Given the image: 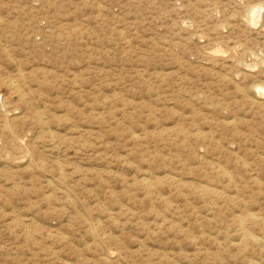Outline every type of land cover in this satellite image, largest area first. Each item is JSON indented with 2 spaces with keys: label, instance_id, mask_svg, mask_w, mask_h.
<instances>
[{
  "label": "rangeland",
  "instance_id": "rangeland-1",
  "mask_svg": "<svg viewBox=\"0 0 264 264\" xmlns=\"http://www.w3.org/2000/svg\"><path fill=\"white\" fill-rule=\"evenodd\" d=\"M0 85V264H264V0H0Z\"/></svg>",
  "mask_w": 264,
  "mask_h": 264
},
{
  "label": "bare ground",
  "instance_id": "bare-ground-1",
  "mask_svg": "<svg viewBox=\"0 0 264 264\" xmlns=\"http://www.w3.org/2000/svg\"><path fill=\"white\" fill-rule=\"evenodd\" d=\"M261 7H262V6H261ZM259 8H260V7H259ZM258 10H259V9H258ZM260 10H261V9H260ZM254 11H255V9H254ZM249 12H250V11H249ZM252 13H253V12H252ZM250 14H251V13H250ZM256 14H257V13H256ZM252 15H253V14H252ZM258 15H259V14H258ZM258 15H257V16H258ZM253 16H254V15H253ZM245 17H247V15H246ZM247 18H249V17H247ZM242 19H243V18H242ZM244 19H245V18H244ZM246 20H247V19H246ZM248 20H249V19H248ZM256 20H257V19H256ZM243 21H245V20H243ZM247 23H248V22H247ZM251 23H252V22H251ZM248 24H249V23H248ZM248 24H247V25H248ZM252 24H253V23H252ZM249 25H251V24H249ZM252 26H254V25H252ZM252 26H250V27H252ZM243 27H244V25H243ZM247 27H248V26H247ZM244 28H245V27H244ZM248 28H249V27H248ZM244 31H245V30H244ZM248 41H249V40H248ZM250 41H251V40H250ZM244 49H245V48H244ZM213 51H214V50H213ZM217 51H218V50H217ZM210 52L212 53V51H210ZM214 52H215V51H214ZM215 53H216V52H215ZM236 53H238V52H236ZM209 54H210V53H209ZM212 54H214V53H212ZM218 54H219V53H218ZM222 54H223V53H222ZM251 54H252V53H251ZM251 54H250V55H251ZM216 55H217V54H216ZM216 55L214 54V56H216ZM220 55H221V54H220ZM234 55H236V54L234 53ZM247 55H248V54H247ZM250 55H249V56H250ZM209 56H210V55H209ZM252 56H253V55H252ZM255 56H256V54H255ZM257 56H258V55H257ZM212 57H213V56H212ZM234 57H235V56H234ZM245 57H246V56H245ZM247 57H248V56H247ZM247 57H246V58H247ZM224 58H225V57H224ZM224 58H222V60H223ZM251 58H252V57H251ZM209 59H210V58H209ZM212 59L214 60L215 57L212 58ZM216 59H217V58H216ZM255 59H256V58H255ZM238 61H239V60H237L236 63H237ZM252 61L256 62V60H252ZM254 62H252V63H254ZM221 63H223V62H221ZM237 64H238V63H237ZM240 64H241V63H240ZM240 64H239V65H240ZM243 64H244V63H243ZM245 64H246V63H245ZM245 64H244V65H245ZM254 64H255V63H254ZM20 65H21V64H20ZM20 65H19V66H20ZM247 65H249V64H247ZM247 65H245V68L247 67ZM250 66H251V64H250ZM252 66H253V64H252ZM235 67H236V66H235ZM240 68H241V67H240ZM243 68H244V67H243ZM19 71H20V70H19ZM21 72H22V71H21ZM23 73H24V72H23ZM23 73H22V74H23ZM24 74H25V73H24ZM20 76H21V75H20ZM21 77H22V76H21ZM20 79H21V78H20ZM11 80H12V79H11ZM22 80H23V79H22ZM5 81H6V80H5ZM8 81H9V79H8ZM16 81H17V80H16ZM12 83H13V82H12ZM12 85H13V84H12ZM15 85H16V84H15ZM0 86H1V85H0ZM10 86H11V85H10ZM14 87H15V86H14ZM261 89H262V88H260L259 90L261 91ZM17 90H18V89H17ZM18 91H19V90H18ZM19 92H20V91H19ZM21 93H22V92H21ZM257 93H259V92L257 91ZM23 94H24V93H23ZM28 94H29V93H28ZM256 96H257V95H256ZM206 98H207V97H206ZM206 98H205V99H206ZM257 98H258V97H257ZM262 98H264V96H262ZM0 99H1V98H0ZM23 100H25V98H24ZM23 100H22V101H23ZM253 100H254V99H253ZM3 102H4V101H3ZM255 102H256V100H254L253 103H255ZM205 103H206V102H205ZM256 103H257V102H256ZM3 104H4V103H3ZM1 105H2V103H1ZM4 105H5V104H4ZM30 105H31V104H30ZM263 105H264V103H263ZM2 106H3V105H2ZM22 106H23V105H22ZM10 107H11V106H10ZM24 107H25V106H24ZM27 107H28V106H27ZM4 110H5V109H4ZM21 110H22V109H21ZM38 110H39V109H38ZM9 111H10V110H9ZM16 112H17V111H16ZM13 113L16 114L14 111H13ZM30 113H31V112H30ZM33 113H34V112H33ZM37 113H38V112H37ZM38 114H39V113H38ZM10 115H11V114H10ZM36 115H37V114H36ZM11 116H12V115H11ZM31 116H33V115H31ZM16 117H17V116H16ZM40 117H41V116H40ZM41 119H42V118H41ZM44 119H45V118H44ZM14 121H15V120H14ZM39 121H40V120H39ZM42 121H43V119H42ZM12 122H13V121H12ZM40 122H41V121H40ZM18 123H19V122H18ZM20 123H21V122H20ZM41 123H42V122H41ZM47 123H48V122H47ZM1 124H2V123H1ZM3 125H4V124H3ZM27 125H29V124H27ZM39 125H40V123H39ZM41 125H42V124H41ZM41 125H40V126H41ZM8 126H9V125H8ZM19 126H20V124H19ZM21 126H22V124H21ZM36 126H37V125H36ZM36 126H34V127H36ZM4 127H5V126H4ZM23 127H24V126H23ZM34 127L32 128V130L34 129ZM25 129H26V128H25ZM39 129H40V128H39ZM23 130H24V129H23ZM30 130H31V129H30ZM32 130H31V131H32ZM37 130H38V128H37ZM41 130H42V128H41ZM44 130H45V128H44ZM11 131H12V130H11ZM19 131H21V130H19ZM50 131H51V130H50ZM12 132H13V131H12ZM12 132H11V133H12ZM6 133H8V132H6ZM32 133H33V131H32ZM34 133H35V132H34ZM34 133H33V134H34ZM41 133H43V131H42ZM9 135H11V134H9ZM22 135H23V133H22ZM24 136H25V135H24ZM28 136H29V135H28ZM14 137H15V135H14ZM14 137H13V138H14ZM16 137H17V136H16ZM16 137H15V138H16ZM52 137H53V136H52ZM30 138H31V137H30ZM37 138H38V137H37ZM16 139H17V138H16ZM10 140H11V139H10ZM18 140H19V138H18ZM27 140H28V139H27ZM2 141H3V140H2ZM20 141H21V140H20ZM35 141H37V140H35ZM15 142H16V141H15ZM15 142H14V143H15ZM8 143H9V142H8ZM11 143H12V141H11ZM20 143H21V145L23 144V142H20ZM25 143H26V142H25ZM16 145H18V144H16ZM5 146H6V145H5ZM22 146H24V144H23ZM2 148H4V147H2ZM34 148H35V147H34ZM10 149H12V148H10ZM26 149H28V148H26ZM28 151H29V150H28ZM34 151H35V150H34ZM13 153H15V152L13 151ZM5 154H6V153H5ZM23 155H24V154H23ZM3 156H4V155H3ZM28 156H29V155H28ZM30 156H31V155H30ZM8 157H9V155H8ZM10 157H11V156H10ZM24 157H25V156H24ZM41 157H42V156H41ZM3 158H4V157H3ZM22 158H23V157H22ZM28 158H30V157H28ZM19 159H20V158H19ZM32 159H33V158H31V160H32ZM8 160H9V159H8ZM15 160H17V159H15ZM28 160H29V159H28ZM33 162H34V160H33ZM26 163H28V162H26ZM35 163H36V162H35ZM35 163H34V164H35ZM11 164H12V163H11ZM13 164H16V163H13ZM28 164H30V163H28ZM2 165H3V164H2ZM2 165H1V166H2ZM7 165H8V164H7ZM18 165H19V164H18ZM32 165H33V164H32ZM45 165H46V163H45ZM60 165H61V164H60ZM55 166H56V165H55ZM2 167H3V166H2ZM22 167H23V166H21V168H22ZM36 167H37V166H36ZM7 168H8V166H7ZM9 168H10V167H9ZM11 168H12V167H11ZM13 168H14V167H13ZM26 169H27V168H26ZM38 169H39V167L36 168L37 171H38ZM46 169H48V168H46ZM46 169H44V170H46ZM11 170H12V169H11ZM27 170H28V169H27ZM27 170H26V171H27ZM29 170L32 172L33 169H32V170L29 169ZM41 170H42V169H41ZM44 170H43V171H44ZM20 171H22V170H19V172H20ZM24 171H25V170H24ZM33 171H34V170H33ZM39 171H40V170H39ZM52 171H53V170H51V172H52ZM62 171H63V170H62ZM6 172H7V171H6ZM28 172H29V171H28ZM40 172H41V171H40ZM40 172H39V173H40ZM44 172H45V171H44ZM44 172H43V173H44ZM47 172H48V171H47ZM12 173H13V171H12ZM25 173H26V172H25ZM21 174H22V173H21ZM34 174H35V173H34ZM30 175H31V174H30ZM47 175H48V174H47ZM56 175H57V174H56ZM34 176H35V175H34ZM51 176H52V175H51ZM60 176H61V175H60ZM12 177H13V176H12ZM19 177H20V176H19ZM25 177H26V176H25ZM25 177H24V178H25ZM32 177H33V175H32ZM35 177H36V176H35ZM43 177H44V176H43ZM61 177H62V176H61ZM63 177H64V175H63ZM38 178H39V177H38ZM48 178H49V177H48ZM53 178H54V177H52V179H53ZM52 179H51V180H52ZM33 180H34V179H33ZM53 180H54V179H53ZM56 180H57V179H56ZM61 180H62V179H61ZM26 181H27V180H26ZM46 181H47V180H46ZM49 181H50V180H49ZM54 181H55V180H54ZM59 181H60V179H59ZM35 182H36V181H35ZM42 182H43V181H42ZM47 182H48V181H47ZM12 183H13V182H12ZM15 183H16V182H15ZM22 183H23V182H22ZM27 183H28V182H27ZM52 183H53V182H52ZM52 183H50V185H51ZM16 184H19V183L17 182ZM25 184H26V183H25ZM44 184H45V182H44ZM50 185H49V186H50ZM46 186H47V185H46ZM51 186H52V185H51ZM55 186H56V185H55ZM67 186H69V185H67ZM7 187H8V186H7ZM19 187H20V186H19ZM55 188H56V187H55ZM57 188H58V187H57ZM69 188H70V187H69ZM69 188H68V189H69ZM59 190H60V189H59ZM70 191H71V189H70ZM62 192H63V191H62ZM63 193H64V192H63ZM63 193H62V194H63ZM69 193H70V192H69ZM68 197H69V196H68ZM74 197H75V196H74ZM71 198L73 199V197H71ZM69 200H70V199H69ZM69 200H68V201H69ZM71 201H72V200H71ZM77 201H78V199H77ZM77 201H75V203H76ZM71 203H72V202H71ZM243 209H244V208H243ZM246 218H247V217H246ZM246 218H245V219H246ZM248 218H249V216H248ZM240 219H241V218H240ZM253 219H255V218H253ZM246 220H247V219H246ZM244 221H245V220H244ZM249 222H250V221H249ZM240 223H241V222H240ZM245 224H246V223H245ZM242 225H243V224H242ZM92 226H93V225H92ZM238 226H239V225H238ZM91 228H92V227H91ZM93 228H98V227H93ZM241 228H242V227H241ZM96 230L98 231V229H96ZM92 231H93V229H92ZM243 232L245 233V231H243ZM94 234H96V233L94 232ZM97 234H99V233H97ZM92 235H93V234H92ZM97 236H98V235H97ZM99 236H101V235H99ZM102 237H103V236H102ZM92 238H93V236H92ZM97 238H99V237H97ZM97 238H96V239H97ZM247 238H249V237H247ZM253 238H254V237H253ZM93 239H94V238H93ZM99 240H100V239H99ZM104 240H105V239H104ZM251 240H252V239H251ZM102 241H103V239H102ZM248 241H250V240H248ZM248 241H246V242H248ZM106 242H107V240H106ZM104 243H105V242H104ZM101 244H102V243H101ZM98 246H99V245H98ZM105 246H107V243L105 244ZM107 247H108V246H107ZM102 248H103V247H102ZM102 248H101V249H102ZM105 250H106V248H105ZM105 253H106V252H105ZM106 254H107V253H106ZM110 256H111V255H110ZM252 264H253V263H252Z\"/></svg>",
  "mask_w": 264,
  "mask_h": 264
}]
</instances>
